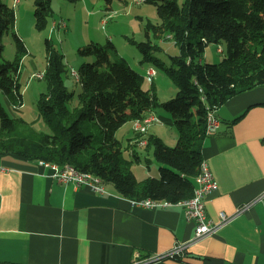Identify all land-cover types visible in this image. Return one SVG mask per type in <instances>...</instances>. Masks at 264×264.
Here are the masks:
<instances>
[{
	"label": "trees",
	"instance_id": "16d2710c",
	"mask_svg": "<svg viewBox=\"0 0 264 264\" xmlns=\"http://www.w3.org/2000/svg\"><path fill=\"white\" fill-rule=\"evenodd\" d=\"M144 1L156 5L160 20L157 24L148 22L146 33L152 28L158 36L169 34L179 50L170 54L168 64L152 54L155 46L149 39L137 41L140 63L150 61L163 69L177 86L175 94L159 101L154 86L142 85V73L124 59H111L108 45L90 41L78 48L81 55L93 59L79 68L81 90L74 107L67 105L74 92L63 83L62 62L58 58L49 62L45 71L48 91L39 100L40 114L49 131H34L26 123L18 129L22 120L11 117L0 105V158L14 155L60 166L70 164L111 183L131 199L178 202L192 195L194 176L202 160L199 147L206 136V105L218 107L229 97L264 84V0H185L181 6L176 0ZM48 2L35 0L38 27L44 24ZM104 2L108 5L111 0ZM14 23V10L0 0V53L2 34ZM13 36L18 52L25 53L20 36L15 31ZM222 41L226 51L221 60L201 61L208 43ZM19 68V56L13 61H0V89L14 104L22 103ZM156 107L171 113L177 140L171 146L149 134L145 145L161 163L159 176L138 179L121 157L115 132L126 121ZM83 120H94L99 126L101 137L95 143L93 135L81 129Z\"/></svg>",
	"mask_w": 264,
	"mask_h": 264
},
{
	"label": "crops",
	"instance_id": "0c3cea01",
	"mask_svg": "<svg viewBox=\"0 0 264 264\" xmlns=\"http://www.w3.org/2000/svg\"><path fill=\"white\" fill-rule=\"evenodd\" d=\"M148 65L142 64L143 75ZM151 110L159 121L144 136L154 134L172 145L177 133L169 129V140L164 138L170 114ZM215 113L219 126L199 147L218 183L205 198L206 214L218 222L220 212L247 207L180 259L148 260L191 237L194 222L180 203L135 205L106 186L97 192L63 182L39 160L6 155L0 158L6 168L0 170V264H264V84L229 97ZM128 122L131 153L140 160L145 152L149 164L143 174L157 176L161 163L151 148L133 142L139 134L131 120L117 130Z\"/></svg>",
	"mask_w": 264,
	"mask_h": 264
},
{
	"label": "rangeland",
	"instance_id": "374dc122",
	"mask_svg": "<svg viewBox=\"0 0 264 264\" xmlns=\"http://www.w3.org/2000/svg\"><path fill=\"white\" fill-rule=\"evenodd\" d=\"M1 1L14 10L15 23L13 28L2 34L0 61H13L20 57L19 82L22 103L16 101L14 104L10 96L0 89V105L11 117L22 120L17 124L18 129L23 128L26 123V126L29 125L34 131L50 130L40 114L39 100L41 94L48 91L45 71L51 58L52 60L58 58L62 62L63 83L69 91L74 92V97L67 103L68 107L77 105V94L81 90L79 68L84 62L93 59L91 56L81 55L78 48L90 41L108 45L111 59H124L131 68L140 73L142 64H152L158 73L153 79L154 90L160 99L166 100L173 96L170 92H176V84L163 69L153 62L138 63L136 60L137 58L139 62L141 60V52L135 44L137 41L149 39L155 46L152 54L168 64L170 54H176L179 50L169 34L158 36L152 28L148 29V34L146 33L148 22L157 24L160 21L153 2L111 0L107 5L104 0H49L44 24L38 27L34 15L35 0ZM184 1L176 0V3L181 6ZM13 31L22 39L27 49L25 53L18 52ZM108 41L111 42V46ZM225 51V42H210L204 47L202 60L218 62ZM37 73H43L42 77L39 78ZM152 81L149 82L145 78L142 85L152 88ZM162 111L165 110L159 108L158 112ZM169 114L171 116V113ZM164 124L166 125L164 138L169 140V129L177 133L176 128L173 122ZM80 125L83 132H90L93 135L94 143L101 137L100 128L94 120H83ZM116 131L115 136L120 141L122 159L128 162L138 179H143L145 177L143 172L149 163L145 152L139 153L140 160L131 153L127 141L132 133L130 123ZM174 145L175 143H172L171 146ZM153 162L156 163L155 160ZM105 186L116 190L111 183H105Z\"/></svg>",
	"mask_w": 264,
	"mask_h": 264
},
{
	"label": "built area",
	"instance_id": "2783aa9c",
	"mask_svg": "<svg viewBox=\"0 0 264 264\" xmlns=\"http://www.w3.org/2000/svg\"><path fill=\"white\" fill-rule=\"evenodd\" d=\"M152 65V64H150ZM148 71V67H147ZM39 78H41V73L36 74ZM204 97V96H203ZM209 106V105H208ZM211 108V132L213 133L219 126V118L216 115V106L210 107ZM149 119H157L158 117H152L151 114L149 115ZM138 127V126H137ZM136 144H142L143 140L140 142H134ZM6 169L4 166L0 164V170ZM52 175L63 181V182H72L75 185H87L85 182L80 178V176H72L70 174V169L66 167L59 168L57 170H53ZM218 183L215 179L213 173L211 172L207 162L206 167L204 168V178L201 184H194L193 193L190 196V202L188 205H182L184 208V213L187 219L192 220L194 222V230L190 238L184 241L176 242L170 249L165 252L153 255L148 258L151 259H162V258H173V259H180L184 252L188 249L189 246L193 245L194 243L198 242L199 240L209 237L210 235L214 234L219 227L233 219L239 211L245 209L247 205H243L239 208L234 214H225L220 212L219 214V221L214 222L208 218L205 210V198L206 196L213 190L216 189ZM89 186V185H87ZM90 187V186H89ZM94 191L103 192L104 189L97 188V187H90ZM135 205H140L144 207H157L167 204H161V202H153L150 200L148 203H138Z\"/></svg>",
	"mask_w": 264,
	"mask_h": 264
},
{
	"label": "bare ground",
	"instance_id": "6f19581e",
	"mask_svg": "<svg viewBox=\"0 0 264 264\" xmlns=\"http://www.w3.org/2000/svg\"><path fill=\"white\" fill-rule=\"evenodd\" d=\"M157 71L156 68L153 65H148V71L146 68V71L144 73V78H146L149 82L153 80V77L156 75ZM43 73H41L42 77ZM202 99H204L203 95L201 96ZM151 114L152 117H158L152 110H150L148 113L143 115L140 118H134L131 120L132 122V128L133 130L139 134V137L135 138L133 142H140V140H143L142 144L138 145H145L147 143V139L144 136V134L147 132V129L150 124L154 122H158L157 119H149V115ZM138 126V127H137ZM211 132V108L210 106L206 105V126H205V133L206 135L210 134ZM141 135V136H140ZM40 163L51 167L53 170H57L59 168H62L63 166L67 169H70V174L72 176H80V178L85 182V184L89 185L90 187H97L102 188L105 191V183L95 174L88 172V171H80L73 167L70 164H65L63 166L58 165L57 163L49 162V161H43L39 160ZM206 167V161L204 159L201 160L199 164V169L196 175L194 176V184H201L203 182L204 178V168ZM133 204L138 203H148L150 200H153V202H161V204H171L175 202H171L169 200L165 199H153L150 197L145 198H139V199H131ZM190 202V197L178 201L181 205H188Z\"/></svg>",
	"mask_w": 264,
	"mask_h": 264
}]
</instances>
